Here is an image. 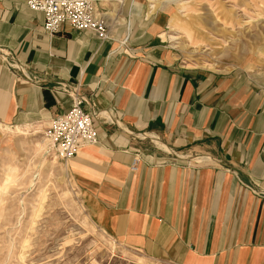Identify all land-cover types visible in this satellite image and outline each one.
I'll return each mask as SVG.
<instances>
[{"label":"crops","instance_id":"crops-1","mask_svg":"<svg viewBox=\"0 0 264 264\" xmlns=\"http://www.w3.org/2000/svg\"><path fill=\"white\" fill-rule=\"evenodd\" d=\"M43 23L0 0V126L49 128L79 88L99 143L68 168L99 230L169 264H264V73L184 68L148 25Z\"/></svg>","mask_w":264,"mask_h":264},{"label":"rangeland","instance_id":"rangeland-1","mask_svg":"<svg viewBox=\"0 0 264 264\" xmlns=\"http://www.w3.org/2000/svg\"><path fill=\"white\" fill-rule=\"evenodd\" d=\"M106 11L113 28L150 26L184 68L264 73V0H120ZM18 127L0 126V264H169L99 230L48 128Z\"/></svg>","mask_w":264,"mask_h":264},{"label":"built area","instance_id":"built-area-1","mask_svg":"<svg viewBox=\"0 0 264 264\" xmlns=\"http://www.w3.org/2000/svg\"><path fill=\"white\" fill-rule=\"evenodd\" d=\"M120 0H27L30 10L44 15L43 31L50 37L64 28L94 33L101 41L112 40V22L108 21V5ZM72 106L68 112L52 119L47 136L57 157L64 163L72 160L80 148L99 143L94 125V113L85 109V97L79 88H69ZM139 158L135 157L131 171H136Z\"/></svg>","mask_w":264,"mask_h":264},{"label":"bare ground","instance_id":"bare-ground-1","mask_svg":"<svg viewBox=\"0 0 264 264\" xmlns=\"http://www.w3.org/2000/svg\"><path fill=\"white\" fill-rule=\"evenodd\" d=\"M172 24L175 25V27H178V28L184 30L185 33L191 38V36H192V30L189 27L188 23H186L185 21L176 19V20H173L172 21Z\"/></svg>","mask_w":264,"mask_h":264}]
</instances>
